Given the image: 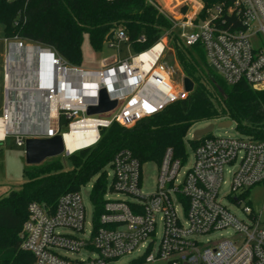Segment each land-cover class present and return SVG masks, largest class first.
<instances>
[{"label": "built area", "instance_id": "2783aa9c", "mask_svg": "<svg viewBox=\"0 0 264 264\" xmlns=\"http://www.w3.org/2000/svg\"><path fill=\"white\" fill-rule=\"evenodd\" d=\"M203 9V1L194 0V8L183 12L182 18L172 17L173 29L180 40L189 47L202 43L208 64L228 84L245 80L264 89V0H233L227 17L221 6L201 16ZM106 42L110 47L120 48L122 42L130 46L122 28L116 29L113 39ZM31 45L36 44L27 45L17 39L8 42L5 66L8 101L0 115L5 129L0 142L15 134L17 145L25 146L29 136L61 134L64 142L61 156L67 158L96 144L102 128L114 122L132 126L189 94L183 80L174 82L170 75L166 79L159 70L172 46L170 31L145 51L124 59L116 54L103 60L97 70L80 69L55 52L52 57L42 55L45 59H41V54L40 58L34 54L21 55V47ZM156 47L160 50L146 68L141 56ZM17 56L19 64L14 68ZM38 60L41 63L36 66ZM30 65L31 70L27 69ZM55 66L61 68V96L57 114L52 116L55 98L51 92L57 90L60 79ZM176 84L181 91L171 95L167 88L177 87ZM13 88L28 93L20 95ZM102 89L111 100L117 101V106L88 115L90 106L99 105ZM27 110L45 117L46 122H36L34 128L25 130L23 115ZM79 114L82 116L78 119ZM62 116L68 126L64 132ZM91 122L95 127L88 125ZM183 164L168 148L159 165L154 192L145 193L143 165L131 150H119L108 165L113 178L107 186L102 211L93 220L89 233L80 189L62 194L54 208L39 201L29 203L28 218L21 232L22 249L33 254L34 264H117L121 256L134 251L140 253L128 264L140 258L142 264H264L261 216L246 205L243 207L246 218H240L219 197L226 171L230 174L227 195L236 203L240 202V191L264 182V139L206 138L194 148L193 165L182 172ZM107 192L123 194L128 199L107 198ZM159 222L161 239L155 248ZM64 228L75 233L61 232ZM221 230H232L233 234L204 240ZM60 251L94 254L73 259Z\"/></svg>", "mask_w": 264, "mask_h": 264}, {"label": "trees", "instance_id": "16d2710c", "mask_svg": "<svg viewBox=\"0 0 264 264\" xmlns=\"http://www.w3.org/2000/svg\"><path fill=\"white\" fill-rule=\"evenodd\" d=\"M174 1V0H173ZM204 16L223 8L225 17L233 0H202ZM173 11L172 0H164ZM184 6L183 11H187ZM0 24L6 39H17L51 48L71 65L82 62V42L89 35L94 50H101L111 31L122 28L135 52L153 46L166 31L184 74L195 83L186 98L132 126L118 122L101 129L100 140L69 156L67 169L61 156L25 168V182L0 197V264H34L31 252L22 249L21 232L28 205L39 201L54 208L62 194L78 191L97 176L90 197L96 215L102 211L108 186L107 167L114 155L129 149L141 162L160 165L168 148L175 158L187 160L186 137L200 120L231 119L242 136L264 139V89L247 81L230 85L209 64L202 43L186 46L173 29V19L157 0H0ZM142 37L144 39H142ZM212 133L199 140L196 148ZM137 259L131 264H142Z\"/></svg>", "mask_w": 264, "mask_h": 264}, {"label": "rangeland", "instance_id": "374dc122", "mask_svg": "<svg viewBox=\"0 0 264 264\" xmlns=\"http://www.w3.org/2000/svg\"><path fill=\"white\" fill-rule=\"evenodd\" d=\"M157 2L160 4V7L163 10H165L168 14H170L173 18L176 19L182 18V13L184 12L183 11L184 6H187L188 8L187 10L190 11L194 8V0H174V1L172 0L171 6L173 7V11L171 10V8H169V6L168 7L166 6L164 0H157ZM3 38H4L3 25L0 24V47ZM24 43L27 45L30 44L26 41ZM40 47L45 48L42 46ZM134 53L135 51L132 48V46H129L126 42H122L120 44V48L110 47L108 45V42H105L103 48L101 50L96 51L93 49L90 43L89 35L85 34L82 42V62L78 67L80 69H86V70H97L102 67V62L105 59H108L116 54H119V57L121 59H124ZM7 55H8V51H7ZM17 59H19L18 56L15 59V63H13L14 68L18 67L19 64L17 62ZM40 63L41 61L38 60L36 62V66ZM162 65H164V67ZM162 65H161L162 69H165L166 73L170 75V77L174 80V82L180 83L182 82L183 78L186 76L184 74L181 65L179 64L176 55V50L173 45L171 46L164 61H162ZM30 68L31 65L27 69ZM5 81H7V78L5 79ZM3 84H4L3 75L0 72V90ZM176 85L177 87L169 88L168 93H170L171 95H176V93L180 92L181 88L178 86V84ZM81 116L82 114H79L77 118L79 119ZM23 120L25 121L23 126L25 130L31 129L32 127L34 128L36 126V122L37 123L46 122L45 117L43 118L39 114H34L30 111L28 112V110L26 114L23 115ZM61 121H62L61 131L62 132L67 131L68 126H67L66 118L62 116ZM219 121H220L219 119H214V120L204 119L197 121L192 125L186 137V150L188 152V156H187V160L184 161L182 172L187 171L193 165L194 162V147L190 143V140L193 139V134L195 130L204 128L209 124L213 123L215 125L212 131L213 136L231 137V138H237L242 136L240 132L237 130L235 122H233L229 127H219L218 126ZM15 139H16V135L12 134L7 137L6 141L0 142V192L2 196L7 195L12 189L19 188L25 182L26 180L25 168L30 165L26 161L25 146L17 145ZM52 158H48L46 160ZM61 159L63 160L64 165L67 169L72 168V162L69 157L63 158L61 156ZM142 170H143V180H144L142 189L145 193H152L154 192L157 184L159 166L156 165L155 163H146L143 165ZM106 171L109 174L108 175V186H109L113 178V171L110 167H107ZM96 178L97 176L93 177L85 186L81 188L84 205L86 206V210H87V220L89 222V224L87 225V233H89L88 231L92 229V222L95 219L97 213L95 205L93 204L90 197ZM224 181L225 183H223L219 191V197L222 200L223 204L228 206V208L240 218H246V215L243 211V207L249 205L251 208H253L256 214L261 216V219L263 221L262 226L264 227V182L254 185L250 188H247L246 190L240 191L239 192V195L241 196L240 202L236 203L232 201L231 197L227 195L230 192V174L227 171L225 172L224 175ZM107 193H108L106 196L107 198L128 199V196L123 194H119L115 192H107ZM179 214L182 218H184L183 215L184 213L182 209H180ZM161 227H162L161 222H159V231L156 236V243L154 244L155 248L157 247L161 239ZM60 231L64 233H75L73 230L66 228L61 229ZM232 234H233L232 230L230 231L221 230L205 236L204 240L220 239L222 237L231 236ZM60 252H62V254H66L67 256L73 259L86 258L89 254L91 255L94 254V252H89V251H84L81 254L70 253V252L65 253L64 251H60ZM139 253L140 252L138 251H134L125 254L117 260V264H128L133 259H135L139 255Z\"/></svg>", "mask_w": 264, "mask_h": 264}, {"label": "water", "instance_id": "95a60500", "mask_svg": "<svg viewBox=\"0 0 264 264\" xmlns=\"http://www.w3.org/2000/svg\"><path fill=\"white\" fill-rule=\"evenodd\" d=\"M115 31H111L107 36V40H112ZM33 48L39 52H46L47 55L52 57L54 52L51 48H41L39 45L27 46ZM46 55V56H47ZM185 90L187 92H192L195 87L194 81L189 77L185 76L183 78ZM117 106L116 100H111L105 89H102L100 92V103L96 106H90L87 110L88 115H94L99 113H104L109 110H112ZM234 121L231 119H223L218 122L219 127H229ZM215 125L213 123L208 126L195 130L193 134L194 140H199L203 136L212 133ZM64 150V142L61 134H56L53 137H33L29 136L25 139V155L26 161L30 165L40 164L48 158L60 156Z\"/></svg>", "mask_w": 264, "mask_h": 264}, {"label": "bare ground", "instance_id": "6f19581e", "mask_svg": "<svg viewBox=\"0 0 264 264\" xmlns=\"http://www.w3.org/2000/svg\"><path fill=\"white\" fill-rule=\"evenodd\" d=\"M159 50H160V47H156V48H154L151 52H146L145 54H143L142 56H141V59L140 60H142L143 62H144V65H145V67L146 68H149L151 65H152V63H153V61H154V55H156L158 52H159ZM21 55L23 54V55H29V54H31V55H35L36 57H38V58H40V54H41V56L43 55H47V53L46 52H39V51H36L35 49H33V48H29V47H26V49L24 48V47H21ZM41 57V59L43 58V59H45L44 57ZM47 56H49V55H47ZM164 67V66H163ZM55 69H56V72L58 73V76L60 77V79H58V85H57V90H54L53 92H51L52 93V95H53V97L55 98V100H53L52 101V106H51V115L52 116H55L56 114H57V104H58V102H59V97L61 96V68L59 67V66H55L54 67ZM159 70H161L163 73H164V75H165V78L167 79L168 78V74L166 73V71H165V69H162V67H161V65H160V68H159ZM167 70V69H166ZM174 89V88H173ZM175 90V89H174ZM12 91H14V93H18V94H22L23 95V93L25 92H27V90H21V89H19V88H13V90ZM167 91H169V88H167ZM174 92V91H173ZM28 93V92H27ZM60 100H61V98H60ZM3 120L2 119H0V136H2L3 135V133H4V126L2 125V122ZM83 123V122H82ZM82 123H79L80 124V126L82 125ZM88 125H90V126H92V127H95V124L94 123H89ZM17 127V126H16ZM68 137L70 138L71 137V135H68ZM69 145H70V140H69Z\"/></svg>", "mask_w": 264, "mask_h": 264}, {"label": "crops", "instance_id": "0c3cea01", "mask_svg": "<svg viewBox=\"0 0 264 264\" xmlns=\"http://www.w3.org/2000/svg\"><path fill=\"white\" fill-rule=\"evenodd\" d=\"M170 6V5H169ZM168 7V6H167ZM8 42L9 39L3 38V41L1 42L0 47V72L3 75L4 84L2 85V88L0 90V115L2 113L3 107L7 104L8 101V92L6 89V74H5V66H6V59H7V51H8ZM0 192V197H1Z\"/></svg>", "mask_w": 264, "mask_h": 264}]
</instances>
